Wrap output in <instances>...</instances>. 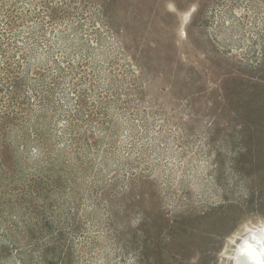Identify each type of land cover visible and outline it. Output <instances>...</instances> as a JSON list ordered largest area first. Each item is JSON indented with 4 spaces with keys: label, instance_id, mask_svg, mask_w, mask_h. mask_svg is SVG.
<instances>
[{
    "label": "rangeland",
    "instance_id": "obj_1",
    "mask_svg": "<svg viewBox=\"0 0 264 264\" xmlns=\"http://www.w3.org/2000/svg\"><path fill=\"white\" fill-rule=\"evenodd\" d=\"M68 3L51 12L81 19L72 37L97 56L87 85L104 113L77 133L82 160L66 152L45 179L17 164L27 132L3 120L0 213L27 219L11 235L41 264H232L264 225V0ZM56 118L43 120L51 142Z\"/></svg>",
    "mask_w": 264,
    "mask_h": 264
},
{
    "label": "trees",
    "instance_id": "obj_2",
    "mask_svg": "<svg viewBox=\"0 0 264 264\" xmlns=\"http://www.w3.org/2000/svg\"><path fill=\"white\" fill-rule=\"evenodd\" d=\"M58 1L0 0V144L9 141L14 133L3 120L11 115L19 119L21 129L27 133L17 135L22 149L16 153V162L32 179L48 178L52 166L66 163L63 156L66 152L73 156L66 161L82 160L77 133L82 124L95 123L97 114L104 113L100 111L104 107L103 89L100 85L97 88L87 85L91 60L97 56L91 51V44L85 45L72 37V33L78 35L83 29L78 16L67 22L54 19L51 9ZM68 2L62 0L65 5ZM66 77L67 87H62V79ZM50 113L57 117L53 128L58 130L57 142H51L53 130L50 134L42 131L43 120ZM29 122L32 124L28 131ZM48 126H52V119ZM60 140L64 141L63 147ZM28 141L37 147L31 150ZM87 152L92 162V144ZM16 214L7 220L0 213V241L5 239L11 244L0 242V260L15 252V264H41V255L36 252L28 258V250L33 249L11 235L12 231L25 232L23 227H27V219H21L19 212ZM35 231L39 232L40 227Z\"/></svg>",
    "mask_w": 264,
    "mask_h": 264
},
{
    "label": "bare ground",
    "instance_id": "obj_3",
    "mask_svg": "<svg viewBox=\"0 0 264 264\" xmlns=\"http://www.w3.org/2000/svg\"><path fill=\"white\" fill-rule=\"evenodd\" d=\"M231 256L232 264H264V225L253 227L241 236Z\"/></svg>",
    "mask_w": 264,
    "mask_h": 264
},
{
    "label": "water",
    "instance_id": "obj_4",
    "mask_svg": "<svg viewBox=\"0 0 264 264\" xmlns=\"http://www.w3.org/2000/svg\"><path fill=\"white\" fill-rule=\"evenodd\" d=\"M233 264H236V262H233Z\"/></svg>",
    "mask_w": 264,
    "mask_h": 264
}]
</instances>
